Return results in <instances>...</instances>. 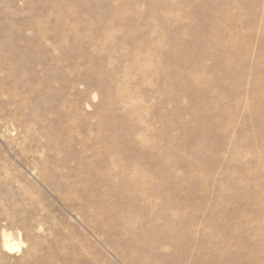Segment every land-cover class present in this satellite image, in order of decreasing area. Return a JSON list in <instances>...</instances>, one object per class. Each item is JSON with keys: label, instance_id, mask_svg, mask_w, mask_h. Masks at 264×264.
I'll return each instance as SVG.
<instances>
[{"label": "rangeland", "instance_id": "1", "mask_svg": "<svg viewBox=\"0 0 264 264\" xmlns=\"http://www.w3.org/2000/svg\"><path fill=\"white\" fill-rule=\"evenodd\" d=\"M100 207L152 260L264 264V0H0V264Z\"/></svg>", "mask_w": 264, "mask_h": 264}, {"label": "bare ground", "instance_id": "2", "mask_svg": "<svg viewBox=\"0 0 264 264\" xmlns=\"http://www.w3.org/2000/svg\"><path fill=\"white\" fill-rule=\"evenodd\" d=\"M213 27L215 38L220 37L225 31L222 22ZM233 38L235 40L236 35H233ZM198 81L199 79L194 80V83ZM73 212L80 227L78 232L73 233L77 240L65 235L62 241L55 243L42 257L33 255V264H170L165 257L152 260L144 255L142 250L151 252L153 250L151 245L137 239L130 229H117L116 221H111L101 207L93 213H87L84 209H75ZM225 231L231 235H238L235 227L227 225ZM3 236V249L10 251L11 243L4 234ZM238 241V237H233L228 244L226 243L227 245L214 243L213 255L209 254L212 257L208 264H232L235 259L225 261L224 254L232 252ZM201 257L197 253L193 264H203Z\"/></svg>", "mask_w": 264, "mask_h": 264}]
</instances>
